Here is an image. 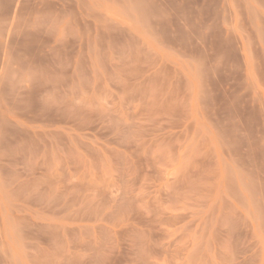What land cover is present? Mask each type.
Segmentation results:
<instances>
[{
	"label": "rangeland",
	"instance_id": "374dc122",
	"mask_svg": "<svg viewBox=\"0 0 264 264\" xmlns=\"http://www.w3.org/2000/svg\"><path fill=\"white\" fill-rule=\"evenodd\" d=\"M0 264H264V0H0Z\"/></svg>",
	"mask_w": 264,
	"mask_h": 264
},
{
	"label": "bare ground",
	"instance_id": "6f19581e",
	"mask_svg": "<svg viewBox=\"0 0 264 264\" xmlns=\"http://www.w3.org/2000/svg\"><path fill=\"white\" fill-rule=\"evenodd\" d=\"M138 5H139V4H138ZM138 5H137L136 7H139Z\"/></svg>",
	"mask_w": 264,
	"mask_h": 264
}]
</instances>
